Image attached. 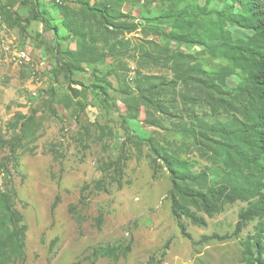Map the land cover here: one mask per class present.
<instances>
[{"label":"rangeland","instance_id":"rangeland-1","mask_svg":"<svg viewBox=\"0 0 264 264\" xmlns=\"http://www.w3.org/2000/svg\"><path fill=\"white\" fill-rule=\"evenodd\" d=\"M33 6L38 19L26 24ZM96 10L137 29L102 32L108 45L96 55L105 57L67 81L64 53L81 49L79 35H102ZM243 10L230 0H0V264H251L242 243L260 221L234 233L249 202L224 206L205 227L184 219L191 239L182 237L159 151L223 179L221 161L198 145L202 122L242 120V110L235 101L234 115L211 113L198 71H232L224 91L236 96L247 75L228 47L254 39L231 24ZM6 47L26 51L29 64L15 65ZM212 236L226 238L203 241Z\"/></svg>","mask_w":264,"mask_h":264},{"label":"trees","instance_id":"trees-1","mask_svg":"<svg viewBox=\"0 0 264 264\" xmlns=\"http://www.w3.org/2000/svg\"><path fill=\"white\" fill-rule=\"evenodd\" d=\"M209 1L206 0V4ZM230 1L244 8L243 14L232 20L231 24L254 33L252 43L238 41L232 47H228V52L231 54L229 61L233 69L246 73V80L236 88V96L230 98V95L224 91V83L226 78L233 74L232 71L223 69L218 74L198 71L202 77L200 82L211 113L218 114L222 111L228 115H234L238 111L235 101L242 110V120L234 117L227 124L212 125L202 122L204 131L198 138V145L205 148L207 156L211 155L221 161L223 179L212 183L206 170L194 174L187 161L179 159L163 148H159V151L171 183L168 192L171 215L182 237L191 239L182 222L184 219L194 226L205 227L206 218L211 219L221 213L224 206L237 201L249 202L248 207L239 212L234 233L238 235L248 223L260 221L254 233L242 243V247L244 255L251 260V264H264V166L261 163L264 158V0ZM95 12L101 20L100 33L113 34L118 31L128 35L137 29L133 24L117 25L114 17H109L105 11L96 10ZM120 16L122 19H132L128 15ZM37 19L38 11L33 6L32 16L26 24ZM63 19V26L69 32L68 34H75L69 28L66 18ZM79 38L81 49L64 53L71 61L61 66L67 81L70 80L72 72H82L80 64H94L105 57L103 53L96 55L99 53L97 45L103 43L108 45V39L103 37V33L99 37L79 35ZM179 41L187 43L184 39ZM55 52L56 54L59 52L58 48ZM187 77L188 73L185 71L181 75L185 84H187ZM173 85H177V80ZM186 98H188L187 95H182V104ZM152 164L155 166V161ZM117 186L121 189L122 183H118ZM95 189L107 192L100 183L95 185ZM251 201L255 202L250 203ZM55 206L56 202L52 207ZM8 213L13 219L19 221L22 219L17 212L9 208ZM23 231L24 227L18 231L20 247L24 240ZM225 238L204 237L203 241ZM168 245L166 244L164 249H167Z\"/></svg>","mask_w":264,"mask_h":264},{"label":"built area","instance_id":"built-area-1","mask_svg":"<svg viewBox=\"0 0 264 264\" xmlns=\"http://www.w3.org/2000/svg\"><path fill=\"white\" fill-rule=\"evenodd\" d=\"M4 50L6 51L7 56H14L15 58L21 59V62H25V67L29 64L30 59L26 51L15 47H6Z\"/></svg>","mask_w":264,"mask_h":264},{"label":"crops","instance_id":"crops-1","mask_svg":"<svg viewBox=\"0 0 264 264\" xmlns=\"http://www.w3.org/2000/svg\"><path fill=\"white\" fill-rule=\"evenodd\" d=\"M96 1H98V0H96ZM109 1H111V0H109ZM122 7H123V10L125 11V7H126V5L124 4ZM120 11H121V10H120ZM51 46H53V45H51ZM59 46H60L61 50H63L64 48H66V49L69 48V47H68L69 44H68L67 42H65V41H64V42H60V43H59ZM64 46H65V47H64ZM69 49H71V48H69ZM45 52H46V51H45V49L43 48V49L41 50L40 53L43 55ZM42 55H41V56H42Z\"/></svg>","mask_w":264,"mask_h":264},{"label":"bare ground","instance_id":"bare-ground-1","mask_svg":"<svg viewBox=\"0 0 264 264\" xmlns=\"http://www.w3.org/2000/svg\"><path fill=\"white\" fill-rule=\"evenodd\" d=\"M9 59H11L15 65L23 66L25 65V62H21V59L15 58L14 56H9Z\"/></svg>","mask_w":264,"mask_h":264}]
</instances>
